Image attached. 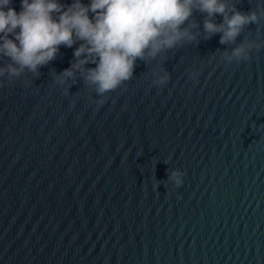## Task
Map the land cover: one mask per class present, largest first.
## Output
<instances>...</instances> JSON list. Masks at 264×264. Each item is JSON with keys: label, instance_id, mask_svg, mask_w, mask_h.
Listing matches in <instances>:
<instances>
[{"label": "water", "instance_id": "1", "mask_svg": "<svg viewBox=\"0 0 264 264\" xmlns=\"http://www.w3.org/2000/svg\"><path fill=\"white\" fill-rule=\"evenodd\" d=\"M219 39L164 53L162 88L137 61L101 106L54 81L78 45L0 87V264H264V47L225 66Z\"/></svg>", "mask_w": 264, "mask_h": 264}, {"label": "clouds", "instance_id": "2", "mask_svg": "<svg viewBox=\"0 0 264 264\" xmlns=\"http://www.w3.org/2000/svg\"><path fill=\"white\" fill-rule=\"evenodd\" d=\"M11 5L12 0H0V58L9 61L0 66V87L26 71L38 76L40 67L56 59L61 45H78L70 66L56 74L54 81L65 85L80 78L95 92L98 106L133 77L137 61L147 65L159 57L148 73L150 87L166 86L170 76L162 66L163 54L199 42L201 36L208 40L220 35L219 43L226 47L217 49L213 58L219 53V63L225 66L248 61L253 49L264 47L259 35L237 42L250 24L259 26L264 20V5L260 4L247 12L239 10L234 0H89L87 4L82 0L71 4L20 0L19 12ZM194 13L202 15V26ZM89 64L95 67H86ZM197 75L191 73L189 79ZM166 172L167 180L181 186L185 173L179 169Z\"/></svg>", "mask_w": 264, "mask_h": 264}]
</instances>
